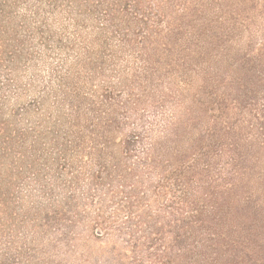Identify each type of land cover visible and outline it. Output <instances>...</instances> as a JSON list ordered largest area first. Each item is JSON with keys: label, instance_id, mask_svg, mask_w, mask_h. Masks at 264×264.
Returning <instances> with one entry per match:
<instances>
[{"label": "trees", "instance_id": "trees-1", "mask_svg": "<svg viewBox=\"0 0 264 264\" xmlns=\"http://www.w3.org/2000/svg\"><path fill=\"white\" fill-rule=\"evenodd\" d=\"M67 1L96 29L71 44L85 47L86 74L103 71L109 54H129L152 77L175 51L203 45L218 24L219 171L212 176L207 158H190L173 125L139 163L100 157L83 199L73 170L66 202L44 226L71 239L92 213L91 235L113 245L115 264H264V0ZM72 114L79 124L80 109ZM132 142H123L124 157L133 156ZM93 149L104 157L108 147ZM58 151L65 155L68 146Z\"/></svg>", "mask_w": 264, "mask_h": 264}, {"label": "rangeland", "instance_id": "rangeland-1", "mask_svg": "<svg viewBox=\"0 0 264 264\" xmlns=\"http://www.w3.org/2000/svg\"><path fill=\"white\" fill-rule=\"evenodd\" d=\"M70 3L0 0V264H115L113 245L91 235L92 213L69 240L42 221L66 202L73 170L81 175L73 190L83 199L100 157L139 163L173 125L180 148L207 158L218 176V24L203 45L175 51L162 62L171 66L152 77L129 54H109L103 71L86 74L85 47L71 44L96 29ZM126 140L131 157L121 154ZM61 146L68 154L60 155ZM106 147L104 157L93 149Z\"/></svg>", "mask_w": 264, "mask_h": 264}]
</instances>
